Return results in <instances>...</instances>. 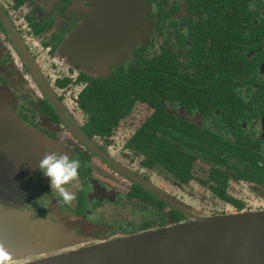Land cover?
Wrapping results in <instances>:
<instances>
[{
	"label": "flooded vegetation",
	"instance_id": "af4514ba",
	"mask_svg": "<svg viewBox=\"0 0 264 264\" xmlns=\"http://www.w3.org/2000/svg\"><path fill=\"white\" fill-rule=\"evenodd\" d=\"M140 4L0 0L1 238L264 212V0ZM52 151L81 162L71 206L36 167Z\"/></svg>",
	"mask_w": 264,
	"mask_h": 264
},
{
	"label": "water",
	"instance_id": "95a60500",
	"mask_svg": "<svg viewBox=\"0 0 264 264\" xmlns=\"http://www.w3.org/2000/svg\"><path fill=\"white\" fill-rule=\"evenodd\" d=\"M4 231L0 243L19 264H264V212L196 214L191 222L110 240L35 216Z\"/></svg>",
	"mask_w": 264,
	"mask_h": 264
},
{
	"label": "clouds",
	"instance_id": "9594fccd",
	"mask_svg": "<svg viewBox=\"0 0 264 264\" xmlns=\"http://www.w3.org/2000/svg\"><path fill=\"white\" fill-rule=\"evenodd\" d=\"M36 167L44 177L49 179L51 193L58 194L59 202L71 206L77 199V195L76 192L69 190V186L80 191L83 190L79 176L81 162L78 159L70 158L68 154L52 151L45 152ZM45 196L35 201L42 208L47 207V205L41 204ZM0 264H19L3 243H0Z\"/></svg>",
	"mask_w": 264,
	"mask_h": 264
},
{
	"label": "rangeland",
	"instance_id": "374dc122",
	"mask_svg": "<svg viewBox=\"0 0 264 264\" xmlns=\"http://www.w3.org/2000/svg\"><path fill=\"white\" fill-rule=\"evenodd\" d=\"M75 230V229H74ZM76 231V230H75ZM82 236H84V235H82ZM86 238H88V237H86Z\"/></svg>",
	"mask_w": 264,
	"mask_h": 264
},
{
	"label": "trees",
	"instance_id": "16d2710c",
	"mask_svg": "<svg viewBox=\"0 0 264 264\" xmlns=\"http://www.w3.org/2000/svg\"><path fill=\"white\" fill-rule=\"evenodd\" d=\"M209 215V214H208ZM149 230H151V229H149ZM147 231V230H146Z\"/></svg>",
	"mask_w": 264,
	"mask_h": 264
}]
</instances>
